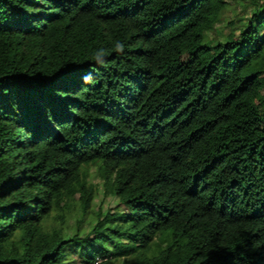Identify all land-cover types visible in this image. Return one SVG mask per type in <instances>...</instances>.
Wrapping results in <instances>:
<instances>
[{
	"label": "trees",
	"instance_id": "trees-1",
	"mask_svg": "<svg viewBox=\"0 0 264 264\" xmlns=\"http://www.w3.org/2000/svg\"><path fill=\"white\" fill-rule=\"evenodd\" d=\"M227 6L0 0V264H264V1L211 44Z\"/></svg>",
	"mask_w": 264,
	"mask_h": 264
},
{
	"label": "rangeland",
	"instance_id": "rangeland-1",
	"mask_svg": "<svg viewBox=\"0 0 264 264\" xmlns=\"http://www.w3.org/2000/svg\"><path fill=\"white\" fill-rule=\"evenodd\" d=\"M227 9L223 15L222 21L215 29L207 34V40L211 44L225 41L232 33L238 35L240 29L246 24L251 17L254 6L253 0H226ZM84 176L87 178L88 184L93 186L96 191L93 207L96 211L108 212L111 208L118 205V200L112 197L106 190L105 182L101 171L97 165H89L83 170ZM122 208V207H121ZM79 216L74 214L69 219L68 235L72 236L77 225ZM84 229L88 230L85 223Z\"/></svg>",
	"mask_w": 264,
	"mask_h": 264
},
{
	"label": "built area",
	"instance_id": "built-area-1",
	"mask_svg": "<svg viewBox=\"0 0 264 264\" xmlns=\"http://www.w3.org/2000/svg\"><path fill=\"white\" fill-rule=\"evenodd\" d=\"M262 1H264V0H262Z\"/></svg>",
	"mask_w": 264,
	"mask_h": 264
}]
</instances>
